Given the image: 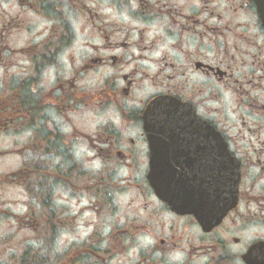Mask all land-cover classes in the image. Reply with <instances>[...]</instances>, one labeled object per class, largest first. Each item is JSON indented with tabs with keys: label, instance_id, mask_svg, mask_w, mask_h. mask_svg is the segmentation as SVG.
Segmentation results:
<instances>
[{
	"label": "flooded vegetation",
	"instance_id": "flooded-vegetation-1",
	"mask_svg": "<svg viewBox=\"0 0 264 264\" xmlns=\"http://www.w3.org/2000/svg\"><path fill=\"white\" fill-rule=\"evenodd\" d=\"M5 1L0 139L19 137V169L5 175L27 197L19 226L37 231L38 242L55 240L71 225L58 218L55 191L72 189L89 198L84 212L112 225L109 235L86 237L84 264H264V25L256 0ZM29 14L51 18L52 32L14 47ZM73 15L92 40L74 49ZM148 111H182L189 122L162 157L164 176L178 160L192 178L203 175L179 211L149 183ZM212 128L225 147L219 174ZM202 208L206 225L195 216Z\"/></svg>",
	"mask_w": 264,
	"mask_h": 264
},
{
	"label": "rangeland",
	"instance_id": "rangeland-1",
	"mask_svg": "<svg viewBox=\"0 0 264 264\" xmlns=\"http://www.w3.org/2000/svg\"><path fill=\"white\" fill-rule=\"evenodd\" d=\"M52 1L54 2V0ZM0 3L2 4V7H0V19L2 20L5 10L12 3L5 0H0ZM92 3L95 4L94 0H92ZM26 23L27 27L20 34H15L11 38L14 47L15 45L43 42L52 32L53 20L51 18L46 19L41 16L36 20L32 14H29ZM71 23L75 33L71 46L73 49L82 41H84V44L92 42L87 35H84V20L82 18L73 15ZM1 25L2 21H0V30ZM39 32L40 39L38 41L35 35ZM91 37L95 39V37ZM98 74L94 73L95 76L93 75L87 80L89 86L94 84ZM15 139H17L16 142ZM18 141L17 133H13V131L0 139V152L12 153L7 158H0V264H21L23 256L27 260L26 263L29 264L33 258H42V256L46 258V263L49 258H54L61 264H84L83 253L86 237L95 232L109 235L112 231V225L103 226V224H98L93 214L84 212L90 202L88 197H83L80 193L77 194L75 190L72 191V189L61 192V189L57 188L55 191V195H57L55 206L56 209H59L57 211L58 218L64 221V217H68V223L71 224L70 229H60L55 240L50 239V241H47L49 239L47 234L45 236V238L47 237L46 243H42L38 242L42 239L39 238L37 231L30 228H21L18 219L20 216H26L29 212L24 207L27 203V197L22 193L19 186L10 181L8 183L5 181V175L17 171L20 166L17 157ZM60 193H62V198L58 196ZM117 202L120 204L125 203L119 202L118 199ZM21 213L23 214L20 215ZM74 220L76 221L74 222ZM87 223H89L88 227L84 228V224L86 226Z\"/></svg>",
	"mask_w": 264,
	"mask_h": 264
},
{
	"label": "water",
	"instance_id": "water-1",
	"mask_svg": "<svg viewBox=\"0 0 264 264\" xmlns=\"http://www.w3.org/2000/svg\"><path fill=\"white\" fill-rule=\"evenodd\" d=\"M259 3L264 18V0H259ZM145 124L149 140L158 153L165 149L163 148L165 142L180 141L185 138L183 133L189 131V127H187L189 122L182 111H150V114L146 117ZM161 157L157 155L152 160L151 184L155 188L157 195L169 202L172 207L183 206L182 202L186 200L184 196L187 198L193 197V189H195L194 181L196 178H200V176L192 178L190 174H186L183 177H179L181 164L176 163L171 175L164 177L161 173L164 170L165 164ZM171 163L169 162L168 166ZM196 216H198L202 223H205L210 217V211L209 209L202 208L201 211L196 213Z\"/></svg>",
	"mask_w": 264,
	"mask_h": 264
}]
</instances>
